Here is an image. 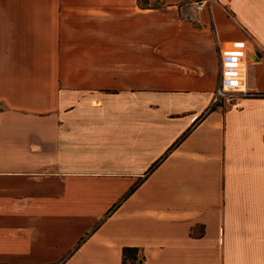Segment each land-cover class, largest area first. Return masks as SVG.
Here are the masks:
<instances>
[{
	"label": "crops",
	"instance_id": "obj_1",
	"mask_svg": "<svg viewBox=\"0 0 264 264\" xmlns=\"http://www.w3.org/2000/svg\"><path fill=\"white\" fill-rule=\"evenodd\" d=\"M188 4L0 0V264H264V0Z\"/></svg>",
	"mask_w": 264,
	"mask_h": 264
},
{
	"label": "built area",
	"instance_id": "obj_2",
	"mask_svg": "<svg viewBox=\"0 0 264 264\" xmlns=\"http://www.w3.org/2000/svg\"><path fill=\"white\" fill-rule=\"evenodd\" d=\"M159 2L161 0H153ZM210 0H195L193 5L196 10H201ZM221 72L220 83L215 88L210 100L209 108L217 106L224 99L240 91L241 73L234 64V54L220 52Z\"/></svg>",
	"mask_w": 264,
	"mask_h": 264
},
{
	"label": "trees",
	"instance_id": "obj_3",
	"mask_svg": "<svg viewBox=\"0 0 264 264\" xmlns=\"http://www.w3.org/2000/svg\"><path fill=\"white\" fill-rule=\"evenodd\" d=\"M257 95L262 96V94H257ZM121 253H122L121 264H144L145 262V255L142 249L139 247L124 246L121 249Z\"/></svg>",
	"mask_w": 264,
	"mask_h": 264
},
{
	"label": "rangeland",
	"instance_id": "obj_4",
	"mask_svg": "<svg viewBox=\"0 0 264 264\" xmlns=\"http://www.w3.org/2000/svg\"><path fill=\"white\" fill-rule=\"evenodd\" d=\"M195 0H186V2H188V3H190V4H188V5H192L193 6V2H194Z\"/></svg>",
	"mask_w": 264,
	"mask_h": 264
}]
</instances>
